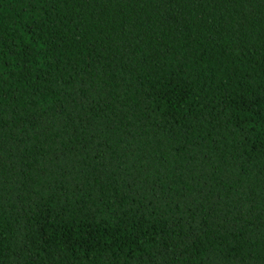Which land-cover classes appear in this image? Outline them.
Returning <instances> with one entry per match:
<instances>
[{
    "label": "trees",
    "instance_id": "obj_1",
    "mask_svg": "<svg viewBox=\"0 0 264 264\" xmlns=\"http://www.w3.org/2000/svg\"><path fill=\"white\" fill-rule=\"evenodd\" d=\"M0 264H264V0H0Z\"/></svg>",
    "mask_w": 264,
    "mask_h": 264
}]
</instances>
